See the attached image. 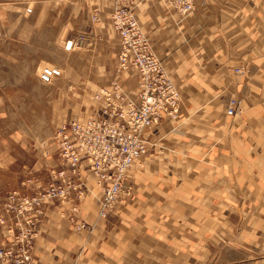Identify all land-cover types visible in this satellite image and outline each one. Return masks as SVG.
<instances>
[{"label":"crops","instance_id":"0c3cea01","mask_svg":"<svg viewBox=\"0 0 264 264\" xmlns=\"http://www.w3.org/2000/svg\"><path fill=\"white\" fill-rule=\"evenodd\" d=\"M44 2L56 5L55 11L59 2L66 6L60 27L58 15L44 13L38 0H0L3 44L29 21L50 22L34 31L49 28L48 49H64L57 77H68L71 86L77 79L93 92L109 85L120 47L110 20L116 1ZM96 2L102 16L94 22ZM136 2L141 25L181 92L180 115L147 130L150 150L130 172L131 193L105 217L93 195L77 212L70 202L45 204L33 264H264V0H196L187 16L166 0ZM80 34L87 40L77 44ZM241 59L246 74L238 80L233 68ZM121 77L134 89L130 73ZM234 95L241 100L240 112L229 115ZM43 101L38 95L37 102ZM59 103L46 113L55 119V131L60 119L75 116ZM54 139L49 147L33 142L49 153L34 165L28 192L49 181L50 166L62 165ZM23 183L16 189L25 191ZM10 191L0 190V216L6 217L0 243L5 244L19 231L6 207ZM81 221L89 227L77 230L75 222Z\"/></svg>","mask_w":264,"mask_h":264},{"label":"built area","instance_id":"2783aa9c","mask_svg":"<svg viewBox=\"0 0 264 264\" xmlns=\"http://www.w3.org/2000/svg\"><path fill=\"white\" fill-rule=\"evenodd\" d=\"M115 1L110 17L120 40L115 73L109 85L99 86L93 92L98 104L91 112L58 125L55 137L62 165L51 170L49 181L33 192H28L32 182H25V191L14 189L8 194L6 207L13 213L11 226H18L19 231L10 243H0V264L34 263L36 225L46 203L70 202L72 211L77 212L85 197L93 195L98 199L100 216L105 217L118 202H124L132 190L130 172L150 150L147 130L180 115L181 92L140 23L135 10L137 0ZM166 2L182 16L196 7V0ZM26 10L32 11V7ZM101 16L102 7L96 2L91 19L100 21ZM75 40L80 44L87 40V35L80 34ZM233 71L235 79L242 80L245 61L241 59ZM123 72L132 75L134 89L125 86ZM61 73L60 67L45 63L40 79L51 82ZM240 107V98L231 96L227 113L236 115ZM71 218L75 220L73 215ZM5 222L6 217L0 216V223ZM75 227L83 230L89 224L75 222Z\"/></svg>","mask_w":264,"mask_h":264},{"label":"rangeland","instance_id":"374dc122","mask_svg":"<svg viewBox=\"0 0 264 264\" xmlns=\"http://www.w3.org/2000/svg\"><path fill=\"white\" fill-rule=\"evenodd\" d=\"M38 1L44 13L58 15L60 27L65 20L66 6L59 2L55 11L56 5ZM37 25L44 29L50 22H27L24 29H14L5 45L0 30V190H14L21 183L34 180L32 169L47 156L49 149L33 147V142H47V147L55 145V119L50 121L46 113L56 107V101L60 100V107L69 109V113L73 111L74 117H84L94 107L93 91H88L77 79L75 86H71L73 82L66 76L41 82L37 72L42 65H58L65 57L64 49H48L51 32L48 28L37 34L34 31ZM38 95H43L42 103L37 102ZM86 108L89 110L80 114ZM62 121L65 120L60 119L59 123ZM53 168H49V177Z\"/></svg>","mask_w":264,"mask_h":264}]
</instances>
